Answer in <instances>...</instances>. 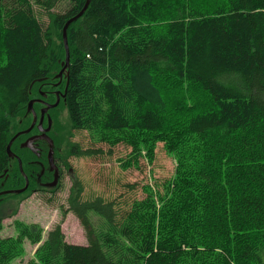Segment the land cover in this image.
Masks as SVG:
<instances>
[{"label": "trees", "instance_id": "1", "mask_svg": "<svg viewBox=\"0 0 264 264\" xmlns=\"http://www.w3.org/2000/svg\"><path fill=\"white\" fill-rule=\"evenodd\" d=\"M85 3L0 0V191L24 186L6 148L31 125L29 102H53L66 85L48 111L55 160L123 145L124 172L152 164L162 143L174 172L142 199L117 179L110 197H85L72 180L67 211L88 245L68 243L60 225L43 240L41 227L16 222V237L0 235V264L20 258L26 240L36 248L25 264H264V0H90L77 17ZM69 19L70 59L56 86ZM67 130L85 132L82 143L61 147ZM35 132L11 145L29 187L0 196V214L2 200L32 193L41 168L20 144Z\"/></svg>", "mask_w": 264, "mask_h": 264}, {"label": "rangeland", "instance_id": "2", "mask_svg": "<svg viewBox=\"0 0 264 264\" xmlns=\"http://www.w3.org/2000/svg\"><path fill=\"white\" fill-rule=\"evenodd\" d=\"M60 114V123L66 127L68 122L66 108L58 111ZM59 123V122H58ZM68 129H71L70 125ZM85 132L78 133L67 130L62 133L61 147L71 142L82 143V136ZM108 147H102L104 155L94 158L69 157L68 167L70 173L63 176L59 188L54 191H41L39 193H26L19 198L7 197L2 200V219L3 230L2 237L18 235L19 229L17 223L26 225L36 224L42 230V239L44 240L48 233L57 225H60L65 240L68 243L77 245H88L85 231L79 220L68 212L67 200L72 180L79 179L83 185V195L95 197L103 195L110 197L109 185L112 180H121L122 182L132 183L137 187L136 197L142 199L145 196L144 187L148 185L160 186L163 181L172 177L175 167L173 158L167 154L162 143L157 144L155 160L152 164L145 161L140 162L139 168H130L121 171L118 165V159L124 158L130 151L126 146H117L113 148L112 156H108ZM24 254L12 261V264H25L33 255L36 247L30 244L28 240L24 243Z\"/></svg>", "mask_w": 264, "mask_h": 264}, {"label": "water", "instance_id": "3", "mask_svg": "<svg viewBox=\"0 0 264 264\" xmlns=\"http://www.w3.org/2000/svg\"><path fill=\"white\" fill-rule=\"evenodd\" d=\"M89 2H90V0H86V3L84 5L82 11L77 15V17L80 16L86 10V8L89 5ZM72 20L73 19H69L65 23V25L63 27V30H62L63 44H64V48H65V63L62 64V69L55 76V79H58V82L55 83L56 86L62 81L63 76L65 74V71L67 69V66L69 64L70 54H69V47H68V42H67V28H68V25L72 22ZM65 76H66V74H65ZM66 88H67V85H66V87L64 89V92L62 94L63 98L66 95V90H67ZM55 95H56V102L54 104H45V107L41 110V116H40V119H39V122H38V127H39L40 131L42 132V134L39 135L38 137L28 138L23 143H21V148H30V149H33L32 143L36 139H45L49 143L48 163H49L50 169L51 170L54 169V179H53V181L51 183L52 187H55L57 185V183H58V170H57L56 166L54 165L52 142L49 139V137L46 135V133L50 130L51 123H50V120H49L47 129L43 130L42 129V120H43L45 112H47L48 109L55 108L58 105V103H59V92H56ZM39 101H41V100L34 99V100H31L29 102L28 110L32 114V123H31L30 127L27 130L22 131V132H18L16 135H14V137H12V139L9 141V143L7 145V148H6L8 156L11 157V158L17 159L18 165H19V168H20L21 171H22V162L16 155H14L11 152V145L14 142V140L16 138H18L20 135L29 133L33 129L35 124L37 123V115H36L35 111L33 110V104L35 102H39ZM24 177L26 179V185L24 186V188L17 189V190L0 191V196H4V195H8V194H21V193H23L27 189V185H28L27 177L25 175H24Z\"/></svg>", "mask_w": 264, "mask_h": 264}, {"label": "flooded vegetation", "instance_id": "4", "mask_svg": "<svg viewBox=\"0 0 264 264\" xmlns=\"http://www.w3.org/2000/svg\"><path fill=\"white\" fill-rule=\"evenodd\" d=\"M52 93H53V95H54V97H55V99H54V101L53 102H48V101H46V100H41V99H38V100H41V101H39L40 102V104H41V107H40V111H39V116L37 115V123L35 124V126L34 127H36V129H37V132H35V133H32V134H30L29 136H27L26 137V139H28V138H31V137H38L39 135H41L42 134V132L40 131V129H39V127H38V122H39V119H40V116H41V110L45 107V104H54L55 102H56V95H55V93L56 92H59V103H60V101L63 99V97H62V94H63V92H64V89H55V90H52L51 91ZM42 96H43V98L45 99L46 97V94H42ZM36 103V102H35ZM59 103H58V105H59ZM57 105V106H58ZM56 106V107H57ZM55 107V108H56ZM51 109H54V108H50V109H48L47 110V112H45V114H44V117H43V120H44V118L46 117L47 118V121H49L50 120V123H51V119H50V117H49V114H48V111L49 110H51ZM60 110H61V108H60ZM43 120H42V129L43 130H46L47 129V127H48V124H47V126H43ZM52 124V123H51ZM33 127V128H34ZM50 129H51V125H50ZM50 131V130H49ZM48 131V132H49ZM48 132L46 133V135L48 136ZM49 137V136H48ZM25 139V140H26ZM50 139V138H49ZM51 140V139H50ZM51 142H52V140H51ZM32 147H33V149H30V148H27L33 155H35V157L37 158V159H32L31 160V163H32V166L33 167H39V168H41L40 169V172L37 174H35V178L33 179V181H34V186L31 188V191L32 192H34V193H39V192H41V191H47V190H51L53 187H52V185H51V183H52V181H53V179H54V169L53 170H51L50 169V166H49V163H48V152H49V143L45 140V139H36V140H34L33 141V143H32ZM21 147V146H20ZM43 147H46V151H45V159H46V164H47V166H46V168L43 166V160H41V159H39L40 158V156H41V150L43 149ZM52 147H53V159H54V165L56 166V168H57V170H58V183H57V185L61 182V180H62V178H63V176H65V174H67V173H70V171H71V169L68 167V165L67 166H65V164H64V162L63 161H60V160H55V157H54V145H53V142H52ZM19 170H20V168H19ZM50 173V175H51V179L50 180H48V175L46 174V173H48V172ZM20 173H21V175L23 176V178H24V186L26 185V179H25V177H24V172H23V170L21 171L20 170ZM44 175V176H43ZM26 176V175H25ZM27 177V176H26ZM27 181H28V185H27V189H28V187H29V180H28V177H27ZM56 185V186H57ZM24 186H23V188H24Z\"/></svg>", "mask_w": 264, "mask_h": 264}]
</instances>
